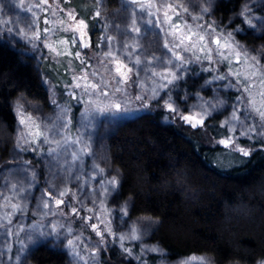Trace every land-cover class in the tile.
<instances>
[{
    "label": "snow or ice",
    "instance_id": "snow-or-ice-1",
    "mask_svg": "<svg viewBox=\"0 0 264 264\" xmlns=\"http://www.w3.org/2000/svg\"><path fill=\"white\" fill-rule=\"evenodd\" d=\"M128 6L132 14L130 23L124 30L125 38L119 41L116 37L107 35L106 39H98V44H103L107 51L101 52L104 59L95 67L82 51L91 47L92 33L88 30V21L79 17L75 9L65 8L60 0H56L55 9H52L50 0L32 4L26 8L29 16L27 20L22 21L24 26L6 27L7 32L31 47L37 50L47 48L49 54L79 59L82 66L79 72L75 68L72 69L73 84L65 86L70 88L67 96L71 100L63 104L52 100L57 112L53 122L45 124L40 117L34 116L32 111L26 110L27 102L23 97L17 99L15 110L22 126L16 134L17 149L44 153L45 148L42 145H47V154L57 162L64 153L72 149V161L82 162L83 157L92 151L91 141L83 136V132L75 137L68 134L69 125L72 123L69 115L72 103L80 104L81 101L83 111L80 113V129L84 131L93 127L97 117H114L129 112L128 106L134 101H139L137 107L151 106L153 101L162 103L170 113L179 114L189 125L203 127L209 117L225 108L228 100L219 91L213 97H205L197 92L194 94L196 103L191 105L190 111L184 112L173 92L181 89L182 84L186 85L198 72L210 74L201 88L220 81L221 83L216 85L217 88L235 89L238 93L234 97L236 103L231 105L230 114L223 121L233 135L222 138L219 141L221 144L231 147L235 143L238 128L240 136L255 139L258 135H264V50H250L236 38L234 33L242 31L240 25L229 28L217 23L214 17L207 19L213 12L214 0H203L198 11L185 3V0H129ZM20 7L25 8L24 0H21ZM41 9L43 13H50V16H43V28L39 27ZM94 15L99 17L101 13L96 10ZM186 15H190L191 20L185 18ZM237 15L247 26L256 29L259 24V30H264V17H256L248 3L241 6ZM0 23L10 24L11 18ZM157 31L161 34L162 47L166 49L163 57L155 52H148L141 44L145 35ZM60 32L71 33V36H60ZM77 41L80 42L81 48L73 51ZM221 65H224L223 69ZM65 71L68 69L65 68ZM141 72L144 73V78H140ZM133 76L137 79L134 80ZM129 84H135L139 91L134 95L130 94ZM184 99L187 100L186 90ZM235 147L244 156L251 155L249 148L239 144ZM56 167L59 168L58 163ZM20 171L24 173V179L5 181L8 193L0 194V227L4 228L5 236H14L16 232L24 231V220L27 218L37 183L36 172L32 168L22 166ZM98 174L103 175L101 181L95 179ZM118 175L107 176L106 169L94 162L89 176L77 175L76 179L81 181V184L78 185L77 191L73 192L67 179L61 181L60 186L54 183L60 175L53 173L52 179L48 181L52 190L50 191L49 187L42 188L35 203L34 214L42 219L33 221L31 234L26 238L32 240L37 234L42 237L55 236L56 239L63 237L74 264H85L89 259L91 264H100V247L94 244L90 248L91 257L82 254V235L76 233L71 221L62 223L60 220L47 219L57 216L58 212L65 217L69 215L60 208L65 205V197L69 193L73 196V199L67 202L70 213L80 215L81 208L75 206L73 201L83 207L80 189L88 186L91 189L89 196L92 203L98 207H87V213H97L100 210H106L108 213V223L103 230L99 225L104 221L100 220L99 216L98 222L90 225L101 238L100 242L105 248L108 247L105 235L107 233L113 242L119 243L124 253L137 259L140 264H147L141 254L163 255L165 250L158 244L145 243L146 237L152 234V226L158 223L155 218H150L147 226L132 221L125 231L119 233L111 226L112 210L108 208L107 200L120 187ZM96 183L100 184L99 189L95 187ZM98 192L101 194L99 197ZM120 208L121 218L126 217L129 211L128 202L125 201ZM17 215L20 221L13 225V219ZM84 219L91 222L92 215H86ZM13 227L15 231H12ZM134 242L139 243V253L133 251ZM19 243L22 251L27 248L24 240ZM84 248H88V245L84 244ZM192 261L210 264L206 257L195 254L182 260L180 264H191ZM257 264H264V259L259 260Z\"/></svg>",
    "mask_w": 264,
    "mask_h": 264
},
{
    "label": "trees",
    "instance_id": "trees-1",
    "mask_svg": "<svg viewBox=\"0 0 264 264\" xmlns=\"http://www.w3.org/2000/svg\"><path fill=\"white\" fill-rule=\"evenodd\" d=\"M241 1H221L214 12L230 17ZM82 3L88 7L84 0ZM108 6L116 7V1L108 0ZM0 34V168L5 169L23 157L37 163V153L16 147L17 99L23 97L26 107L37 105L43 110H50L51 99L35 65L36 57L27 52L31 48L13 44ZM247 36L264 43V34L258 39L253 34ZM198 74L205 79L210 75ZM212 86L201 88L189 79L181 89L186 88L194 99L195 93L205 91V97H210ZM236 95L230 90L226 96L233 101ZM151 107L153 114L140 113L120 122L107 141L106 169L119 174L118 194L123 203L128 202V216L158 221L150 237L153 244L165 250L161 256L167 260L178 261L195 254L208 257L211 264H257L264 259L263 144L256 139H240L239 144L249 148L251 155L226 151L218 144L220 138L231 134L223 126L222 111L209 117L203 127H193L162 104L152 103ZM165 116L168 122H161ZM227 155H237L240 163L228 167ZM38 173L44 177L40 166ZM16 220L14 217L13 224ZM3 229L0 227V231ZM51 238L47 236L45 243L32 247L23 263L69 264V254L58 250ZM161 256L152 253L147 259L156 263Z\"/></svg>",
    "mask_w": 264,
    "mask_h": 264
},
{
    "label": "rangeland",
    "instance_id": "rangeland-1",
    "mask_svg": "<svg viewBox=\"0 0 264 264\" xmlns=\"http://www.w3.org/2000/svg\"><path fill=\"white\" fill-rule=\"evenodd\" d=\"M116 1V7H110L108 6V0H84L88 4V7L83 5L82 0H60V3L65 7H71L75 9L76 13L79 17H83L88 21L89 28L88 30L92 33L91 37V47L90 48H84L82 51L87 56V60L92 62L93 67L96 66V64L104 59L101 55L102 51H107V48L103 44H98V39H106L107 35H112L116 37V40L122 41L124 37V30L127 28V26L130 23V17H131V8L128 6L129 2L127 0V3L122 0H114ZM221 1L231 2L234 3V0H214V6H213V12L210 17H207V19H211L214 17V19L219 24L227 25L229 28H233L237 23L235 21L240 22V24H243L242 31L235 32L234 35L236 38L244 45H246L250 50H264V43L258 39L263 36V30H259V24H257V28L253 29L246 24L243 23L242 18L237 15L241 9V6L244 3H248L251 7L252 11L256 14V17H263L262 16V4L264 3V0H243L237 5L235 12H233L230 17H223L222 15L218 14L216 15L214 12L215 6L217 3H220ZM41 0H24L25 8L20 7L21 0H0V22L7 21L8 18H11L10 24L0 23V33H3L6 35L8 40H10L11 43L20 44L23 47L31 48V51H27L28 53L35 56L36 60L35 65H37L38 69L40 70L41 75H43L44 81L46 86L49 90V97L51 99V108L50 110H43L40 106L34 105L36 107H32V105H28L29 107L25 108L28 109V111H32L34 116L40 117L45 124L53 122L54 117L56 116V105L52 103V100L55 99L58 103L63 104L65 101H70L71 98L67 96V92L70 90V88L65 87L66 85L71 86L73 84L72 76L73 71L72 69L75 68L77 72H79L80 67H82L79 63V59L76 58H69L66 56H56L54 53L49 54V50L47 48H42V50H37L33 47H31L29 44H27L25 41L19 39L18 37H14L12 33L7 32L5 29L6 27H16V26H24L22 21L27 20L29 13L26 11V8L32 4L40 3ZM185 3L189 4L191 8H194L195 10H199V5L203 3V0H185ZM50 4L52 5V9H55L56 7V0H50ZM82 4V5H81ZM261 4V5H260ZM79 6V7H78ZM87 9L89 10V14H87ZM99 10L101 15L99 17H96L94 15L95 11ZM49 15L50 13H43L41 9V20L39 22V27L43 28L45 25L43 23V16ZM61 15H64L61 13ZM138 22H139V13H137ZM51 18V17H50ZM187 19L191 20L190 15H186ZM229 21H232V23H229ZM93 22V24L91 23ZM51 27V25H49ZM143 30V26H142ZM238 35H242V37H246V39H243L242 37H237ZM254 35L257 37L256 39H250L247 35ZM43 35V33H42ZM60 36L68 35L71 36V33H64L60 32ZM135 35V34H132ZM1 37V34H0ZM55 39V37H54ZM130 39V38H129ZM162 39L161 34L159 31L157 32H149L147 35L143 37L141 40V44L144 46L145 49H147L148 52H155L157 55L163 57L166 53V49L162 47ZM81 48V44L79 41L75 43L72 50L76 51ZM136 51V50H133ZM106 62V61H105ZM65 68L68 69V71H65ZM140 78H144V73L141 72ZM133 79H137L135 76H133ZM191 80H195L197 83L202 85L204 83V76L202 74H197L196 76H193ZM193 82V81H192ZM115 83V81H113ZM221 82H215L213 86L211 87L212 93L210 97H213L217 91L220 92L222 96L226 100H228V104L225 106L224 109H222L223 113V121L228 117L230 114L231 105L236 103L235 100L231 101L229 100V97L227 95V91H235V89H220L217 88L216 85L220 84ZM185 90H179L173 92V96L176 98L177 103L181 109H183L184 112H188L191 110V105L196 103V98L193 99V96L191 93L187 92V100L184 99L185 97ZM79 91V90H76ZM139 89L136 87L135 84H129V93L134 95L137 93ZM206 92V91H205ZM205 92H203V96L205 95ZM154 104H157L155 101H153ZM83 102L81 101L80 104L72 103V111L69 113V115L72 118V123L69 125L68 128V134L75 137L77 135H81L83 132V136L90 139V147L92 149L91 153L86 154L83 157L82 162L81 161H72L71 159V151L72 149H69L68 152L64 153V155L61 157L60 161H55L50 155L47 154V145H42L45 148L44 153H40L39 151L35 152L37 153L35 156V160L37 163L34 164L32 162L31 157H23L20 159L19 163L16 165H9L5 169L0 168V191L1 194H7L8 189L5 187V181H17V180H23L24 179V173L21 172L19 169L22 166H27L32 168L36 172L37 176V183L35 185V189L33 191L31 200L32 203L29 205L28 208V215L27 218L24 220V231L22 232H16L14 236H5V230L0 231V264H24V256L28 255L27 253L29 250L34 247L35 245L39 243H45V238L47 236H39L38 234L33 237L32 240H28L26 238L27 235L31 234V224L34 220L42 219L39 216H36L34 214L35 210V203L37 199L41 195V189L44 187H49L48 181L52 179L53 173H59L60 178L53 181L58 186L61 185V181L63 180H69L70 187L72 188L73 192L77 191L78 185L81 184V181L77 180L76 177L78 174H83L85 176H89L92 169H93V163H99L102 167L106 169V165L108 163L107 161V141L109 140L108 137L110 134H112L115 131V128L118 126L120 122L127 121L128 119H131L133 117L138 116L140 113H152V105L151 106H143L137 107L136 105L139 104V101H134L132 105H129V112L117 115V116H109L104 115L97 117L93 127L88 128L86 131L80 129V120L81 116L80 113L83 111L82 108ZM162 104V103H161ZM157 104V105H161ZM163 105V104H162ZM26 109V110H27ZM165 110H167L165 108ZM179 115V114H177ZM19 121V118H18ZM162 122H168V119L165 117H162L160 119ZM222 121V123H223ZM224 128L230 131L229 127L223 123ZM22 127L20 124L16 127V132L18 129ZM239 128L237 129V132L235 134V143L231 147H226L225 145L221 144L219 141L222 139L220 138L218 140V144L225 147L224 149L226 151H232L239 153L236 149L235 145L239 144L240 139L252 141L253 138L240 136L239 135ZM231 133V132H230ZM233 135L232 133L229 135ZM229 136H224L223 138H227ZM256 140H258L260 143L263 144L264 147V135H258L255 137ZM240 145V144H239ZM245 147V146H244ZM247 148V147H246ZM240 155L242 153H239ZM223 159V158H222ZM13 161H16V159H11ZM227 162V166L231 167L233 165H237L240 163V159L237 155H227V159L225 158ZM225 160H220V162H223L222 164H226ZM57 163L59 164V168L56 167ZM1 164V162H0ZM2 165H0L1 167ZM41 167V173L44 175V177H40V173H38V167ZM66 169V171H65ZM50 170H52L50 172ZM106 175L112 176L115 175L113 172H110L106 169ZM70 178V179H69ZM11 179V180H10ZM96 181H101L103 179L102 174H98L95 178ZM95 187L99 189L100 184L96 183ZM49 190L52 189L49 187ZM90 187L84 186L80 189V201L83 202V207H81L80 203H77L76 201H73L74 205L81 208L80 215H74L70 213V207L68 206L67 202L69 200L73 199L72 193H69L65 197V205H61L60 208L63 210V212H68L69 215L67 217L57 214L55 217H48V220H60L62 223H66L68 221H71V226L76 230L77 234L82 235V243H81V250L82 254H87L89 257H91L90 248L95 244L100 247L101 251L99 254V260L100 264H106L107 262L112 261L113 264H140V262L135 259L132 256H129L128 254L124 253L118 242H113L112 238L108 236L107 233H105L107 240L106 243L108 245L107 248L103 246V244L100 242V237L96 234L95 230L91 228V223H97V216H99L100 220H103V223H100V228L103 230L108 223L107 221V211L106 210H100L97 213H87L86 208L89 206L98 207V205H93L92 198H90ZM101 194L98 192L97 196L99 197ZM123 204L120 195L118 194V191L113 193L111 197L107 200L108 208L112 210V220H111V226L115 229L117 233L121 231H125L129 227V223L132 221L139 222L142 225L147 226L148 220L150 218H142V219H132L130 216L121 218V208L120 206ZM129 212V211H128ZM83 214V215H82ZM86 215H92V221L89 222L84 219ZM17 220L14 222L13 225H15L17 222L20 221L19 215L15 216ZM156 224L152 226V230L156 228ZM48 230L47 228L45 229ZM12 231H15V228L13 227ZM51 242H54L56 248L58 250L67 252L69 254V264H74L72 256L68 252V250L65 247V241L64 238L61 237L60 239H56L55 236H51ZM90 238V239H89ZM20 240H24L25 244L27 245V248L23 251L21 250V244L19 243ZM127 243V242H126ZM145 243H152L150 235L146 237ZM84 244L88 245V248H84ZM139 243L134 242L133 244V251L136 253H139ZM26 253V254H25ZM148 254H141L142 259L147 261V264H180L182 260L188 259H180L178 261H171L163 258L161 255V259L155 263L153 260H148L147 256ZM19 257V258H17ZM205 257V256H204ZM208 261L211 260L206 257ZM25 264H27L25 262ZM85 264H91V259H89ZM191 264H201L200 261H192ZM237 264V263H235Z\"/></svg>",
    "mask_w": 264,
    "mask_h": 264
},
{
    "label": "water",
    "instance_id": "water-1",
    "mask_svg": "<svg viewBox=\"0 0 264 264\" xmlns=\"http://www.w3.org/2000/svg\"><path fill=\"white\" fill-rule=\"evenodd\" d=\"M129 2V0H127Z\"/></svg>",
    "mask_w": 264,
    "mask_h": 264
}]
</instances>
